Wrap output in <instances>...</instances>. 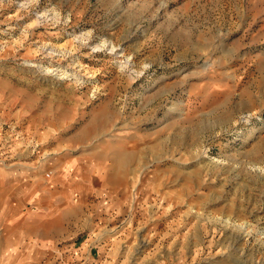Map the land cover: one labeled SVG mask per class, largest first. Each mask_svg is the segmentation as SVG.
Here are the masks:
<instances>
[{
    "label": "rangeland",
    "instance_id": "obj_1",
    "mask_svg": "<svg viewBox=\"0 0 264 264\" xmlns=\"http://www.w3.org/2000/svg\"><path fill=\"white\" fill-rule=\"evenodd\" d=\"M0 170L24 264H264V0H0Z\"/></svg>",
    "mask_w": 264,
    "mask_h": 264
},
{
    "label": "crops",
    "instance_id": "obj_2",
    "mask_svg": "<svg viewBox=\"0 0 264 264\" xmlns=\"http://www.w3.org/2000/svg\"><path fill=\"white\" fill-rule=\"evenodd\" d=\"M19 175L21 174L17 171L12 175L0 170V264L26 263L31 258L30 248L33 245L31 240L36 239L30 234L13 233L14 224L22 217L25 216V221L31 224L36 214L40 213L32 203L37 200L36 191H43L38 186L37 189L33 188L30 182L16 181ZM46 217L49 215H43V218ZM68 259L69 257L63 259V264H69ZM92 261L100 264L97 260Z\"/></svg>",
    "mask_w": 264,
    "mask_h": 264
},
{
    "label": "built area",
    "instance_id": "obj_3",
    "mask_svg": "<svg viewBox=\"0 0 264 264\" xmlns=\"http://www.w3.org/2000/svg\"><path fill=\"white\" fill-rule=\"evenodd\" d=\"M47 176H50L48 173L46 174ZM88 264H99L98 262H95V261H92V262H90V263H88Z\"/></svg>",
    "mask_w": 264,
    "mask_h": 264
}]
</instances>
